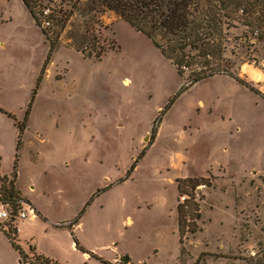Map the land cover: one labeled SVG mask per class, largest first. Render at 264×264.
I'll list each match as a JSON object with an SVG mask.
<instances>
[{
	"label": "rangeland",
	"instance_id": "obj_1",
	"mask_svg": "<svg viewBox=\"0 0 264 264\" xmlns=\"http://www.w3.org/2000/svg\"><path fill=\"white\" fill-rule=\"evenodd\" d=\"M49 31L50 58L21 0H0V174L17 163L21 195L44 219L17 223L21 248L58 264H264V24L223 31L220 64L249 88L215 76L184 89L190 70L180 77L113 13ZM83 34L113 49L84 57ZM187 177L211 186L197 188L201 232L178 257L176 180ZM74 219L77 251L56 226ZM0 264H22L1 231Z\"/></svg>",
	"mask_w": 264,
	"mask_h": 264
},
{
	"label": "trees",
	"instance_id": "obj_2",
	"mask_svg": "<svg viewBox=\"0 0 264 264\" xmlns=\"http://www.w3.org/2000/svg\"><path fill=\"white\" fill-rule=\"evenodd\" d=\"M21 2L35 24L41 28L49 44L48 58L56 50L57 45L51 41L50 31L41 27V11L50 9L51 14L48 19L51 20V29L56 26L59 30H62L70 18L77 14L81 16L93 14L95 17L113 13L136 32L145 35L161 55L171 62L180 77L184 76L185 69L190 70L184 89L215 76L230 77L247 88L243 81L220 64L227 63L224 59L227 47L223 31L229 28V24H242L256 30L258 24H264V0H57L56 2L21 0ZM77 41L74 49L87 58L99 60L107 50L113 49L112 46H97L95 36L90 34L80 35ZM27 116L28 112L23 122H16L19 129L17 152L21 147V135L25 130ZM16 178L17 163L10 177H0V201L10 208L9 221L0 225V231L4 233L11 247L19 255L20 263L58 264L36 253L34 247L30 246L29 253H26L18 244L16 215L19 202L23 199L16 188ZM199 186L208 188L211 185L203 177L176 180L178 257L184 252L183 240L189 235L194 236L201 232L199 223L203 197L197 192ZM181 197H185L183 202L180 201ZM37 214L40 217L38 212ZM76 224L77 219H74L56 226L68 227L75 248L79 250L78 241L72 232V227ZM84 253L94 257L91 253ZM98 259L103 264H108L101 258Z\"/></svg>",
	"mask_w": 264,
	"mask_h": 264
},
{
	"label": "built area",
	"instance_id": "obj_3",
	"mask_svg": "<svg viewBox=\"0 0 264 264\" xmlns=\"http://www.w3.org/2000/svg\"><path fill=\"white\" fill-rule=\"evenodd\" d=\"M56 2L57 0H51ZM51 11L49 8L41 11V27L49 30L51 28V20L48 19ZM204 187V186H203ZM185 197H181L180 201L183 202ZM10 208L8 205H3L0 201V225L9 221L10 218ZM38 217L36 210L26 201L21 200L19 202V210L16 215L17 223L23 220H34ZM112 264H121L120 258L115 259ZM123 264V263H122Z\"/></svg>",
	"mask_w": 264,
	"mask_h": 264
},
{
	"label": "crops",
	"instance_id": "obj_4",
	"mask_svg": "<svg viewBox=\"0 0 264 264\" xmlns=\"http://www.w3.org/2000/svg\"><path fill=\"white\" fill-rule=\"evenodd\" d=\"M10 175H11V172H10V174H7V175H5V174H0V177H2V176L10 177ZM19 186H20V177H19V174H18V172H17L16 188H17V190L19 191V193H20V195H21V192H20ZM21 197H22V199H24V201L28 202V203H29V204H30V205L36 210V212H38L39 215H40V217H37L36 219L31 220V221L34 222V221L38 220V218L43 219V217H42L40 211H38V209L33 205V203H31L30 201H28V199H25L24 196L21 195ZM129 222H131V219H129ZM176 227H177V225H176ZM18 233H21V229H20L19 225L17 224V236H18ZM6 240H7V239H6ZM7 241H8V240H7ZM71 246H72V249H74L75 251H77V249L75 248V244H74L73 242L71 243ZM110 252H116V253H117V249L113 246L112 248H110ZM178 256H179V255H178ZM85 257L87 258L88 255L86 254ZM120 257H121V254L116 255L113 259H111V258H106V257H105V258H104V257H101V259H103L104 261L113 262L115 259L120 258ZM88 260H89V259H88ZM177 262H178V257H177Z\"/></svg>",
	"mask_w": 264,
	"mask_h": 264
},
{
	"label": "water",
	"instance_id": "obj_5",
	"mask_svg": "<svg viewBox=\"0 0 264 264\" xmlns=\"http://www.w3.org/2000/svg\"><path fill=\"white\" fill-rule=\"evenodd\" d=\"M122 262H123V264H126V263H128V262H129V260H128V258H127V257H124V258H122Z\"/></svg>",
	"mask_w": 264,
	"mask_h": 264
},
{
	"label": "bare ground",
	"instance_id": "obj_6",
	"mask_svg": "<svg viewBox=\"0 0 264 264\" xmlns=\"http://www.w3.org/2000/svg\"><path fill=\"white\" fill-rule=\"evenodd\" d=\"M248 74L253 76V72L245 70Z\"/></svg>",
	"mask_w": 264,
	"mask_h": 264
}]
</instances>
